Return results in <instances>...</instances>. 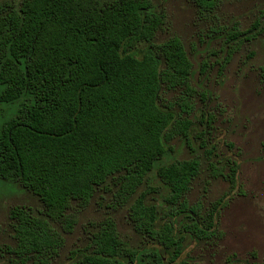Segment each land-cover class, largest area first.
<instances>
[{"label":"trees","instance_id":"16d2710c","mask_svg":"<svg viewBox=\"0 0 264 264\" xmlns=\"http://www.w3.org/2000/svg\"><path fill=\"white\" fill-rule=\"evenodd\" d=\"M193 1L205 10L217 0ZM163 19L151 0L0 1V102L18 101L0 130V178L22 184L43 204L42 216L24 206L10 210V252L21 263L49 264L58 256L64 239L52 222L69 232L77 223L72 202L84 206L97 188L114 187L115 206L123 207L152 170L166 189L165 221L145 200L152 188L127 205V216L157 246L131 248L106 217L73 264H165L163 251L174 262L187 239L214 235L213 219L225 201L202 212L184 197L198 160L162 163L167 143L187 136L193 125L159 104L163 85L182 87L181 106L188 109L193 91L192 63L181 40H155ZM259 28L255 21L246 30L228 29L224 43L232 42L233 51ZM236 170V164L226 173L212 166L211 174L233 188Z\"/></svg>","mask_w":264,"mask_h":264},{"label":"rangeland","instance_id":"374dc122","mask_svg":"<svg viewBox=\"0 0 264 264\" xmlns=\"http://www.w3.org/2000/svg\"><path fill=\"white\" fill-rule=\"evenodd\" d=\"M151 4L164 16L155 40L177 36L192 63L193 91L186 93L189 109L181 106L185 95L182 87L163 85L160 90L159 104L170 105L176 116L193 123L187 136H174L167 143L169 152L162 163L198 160V174L184 196L189 206L200 204L204 212L214 201H225L213 219L212 237L187 239L176 261L170 262L165 251L163 261L264 264V0H217L212 9L205 10L193 0H151ZM255 21L261 25L255 37L243 41L233 51L232 42L224 43L228 29L246 30ZM17 108L18 101L0 102V130ZM232 164L237 165V170L235 186L230 188L225 177L212 176L211 167L223 166L226 173ZM155 174V170L149 173L127 205L152 188L145 200L156 205L161 223L166 219L162 211L168 204L163 201L166 189ZM114 190L113 187L111 192H105L97 188L84 206L72 202L70 210L78 211L77 223L69 232L52 222L64 244L49 264H73L74 258L88 246L89 234L96 224L106 217L114 219L120 237L131 248L157 246L134 230L127 205L115 206ZM15 206L43 215V204L37 195L18 182L0 178V264H34L32 260L21 263L10 252L15 246L10 210Z\"/></svg>","mask_w":264,"mask_h":264}]
</instances>
